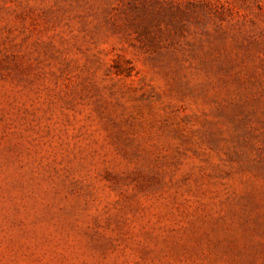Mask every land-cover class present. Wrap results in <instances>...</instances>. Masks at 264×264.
Listing matches in <instances>:
<instances>
[{"label":"rangeland","instance_id":"rangeland-1","mask_svg":"<svg viewBox=\"0 0 264 264\" xmlns=\"http://www.w3.org/2000/svg\"><path fill=\"white\" fill-rule=\"evenodd\" d=\"M0 264H264V0H0Z\"/></svg>","mask_w":264,"mask_h":264}]
</instances>
